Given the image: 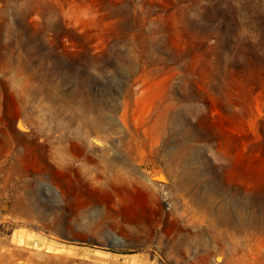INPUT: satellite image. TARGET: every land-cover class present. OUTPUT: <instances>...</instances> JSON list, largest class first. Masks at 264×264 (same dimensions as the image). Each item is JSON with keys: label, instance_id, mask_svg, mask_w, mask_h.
<instances>
[{"label": "rangeland", "instance_id": "374dc122", "mask_svg": "<svg viewBox=\"0 0 264 264\" xmlns=\"http://www.w3.org/2000/svg\"><path fill=\"white\" fill-rule=\"evenodd\" d=\"M0 264H264V0H0Z\"/></svg>", "mask_w": 264, "mask_h": 264}]
</instances>
